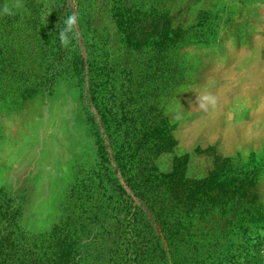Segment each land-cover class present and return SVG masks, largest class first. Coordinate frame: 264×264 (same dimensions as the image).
Masks as SVG:
<instances>
[{"label":"rangeland","instance_id":"obj_1","mask_svg":"<svg viewBox=\"0 0 264 264\" xmlns=\"http://www.w3.org/2000/svg\"><path fill=\"white\" fill-rule=\"evenodd\" d=\"M70 14L78 27L63 47ZM158 17L165 48L144 29ZM157 127L177 143L160 168L187 155L190 178L236 192L237 216L193 220L190 235H226L215 264H264V0H0V235L43 253L63 224L82 235L102 195L111 208L129 197L174 264L128 181L140 133L149 157Z\"/></svg>","mask_w":264,"mask_h":264},{"label":"trees","instance_id":"obj_2","mask_svg":"<svg viewBox=\"0 0 264 264\" xmlns=\"http://www.w3.org/2000/svg\"><path fill=\"white\" fill-rule=\"evenodd\" d=\"M168 26L165 17H158L144 29H154L160 38L157 45L165 48L170 39ZM156 130L153 134L158 143L149 157L145 154L148 134L140 133L137 151L144 153L136 163V178L128 180L131 189L158 220L161 232L168 236L174 264H191L190 261L215 264L213 256L222 255L220 249L228 242L226 235H190V225L193 220L217 221L228 213L237 216L238 208L228 205L236 192L214 184L209 186L213 181L209 178H190L187 155L172 159L168 170L160 168L162 154L173 152L177 143L167 128ZM104 204L102 195L100 203L95 201L83 211L81 219L87 223L80 225L82 235H70L72 226L68 224L54 229L56 234L49 236L50 241L41 244L47 245L43 253L36 251L35 240L26 249L23 247L27 236L0 235V264H168L142 207L129 197H124L117 207ZM3 209L0 207V217L6 215Z\"/></svg>","mask_w":264,"mask_h":264},{"label":"clouds","instance_id":"obj_3","mask_svg":"<svg viewBox=\"0 0 264 264\" xmlns=\"http://www.w3.org/2000/svg\"><path fill=\"white\" fill-rule=\"evenodd\" d=\"M5 14H9V10L7 7L4 9ZM78 15L70 14L66 18H62V21L58 23L62 24V28L59 32L60 43L63 47L69 46L71 43L70 36L74 35L75 29L78 27Z\"/></svg>","mask_w":264,"mask_h":264}]
</instances>
